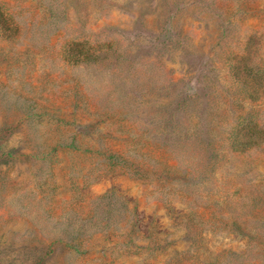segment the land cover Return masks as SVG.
I'll return each mask as SVG.
<instances>
[{
  "label": "rangeland",
  "instance_id": "374dc122",
  "mask_svg": "<svg viewBox=\"0 0 264 264\" xmlns=\"http://www.w3.org/2000/svg\"><path fill=\"white\" fill-rule=\"evenodd\" d=\"M2 12L0 264H264V142L217 143L264 128V95L243 99L229 68L264 59V0ZM68 40L103 58L68 65Z\"/></svg>",
  "mask_w": 264,
  "mask_h": 264
},
{
  "label": "trees",
  "instance_id": "16d2710c",
  "mask_svg": "<svg viewBox=\"0 0 264 264\" xmlns=\"http://www.w3.org/2000/svg\"><path fill=\"white\" fill-rule=\"evenodd\" d=\"M13 21V15L7 12L1 13L0 29L4 36L10 37L12 33L11 30H6L4 22L14 25ZM65 46L67 49L63 54V59L71 66L96 63L103 58L98 50H92L90 46L86 47L83 41L68 40ZM229 68L237 84L236 88L239 89L238 93L243 99L253 102L264 95V59L255 60L250 52L239 53L229 64ZM218 136L217 143L226 145L233 152L244 153L259 147L264 142V128L253 120L244 121L243 124L234 122ZM107 197L108 194H105L101 199Z\"/></svg>",
  "mask_w": 264,
  "mask_h": 264
}]
</instances>
